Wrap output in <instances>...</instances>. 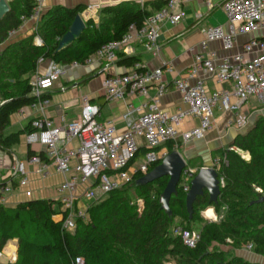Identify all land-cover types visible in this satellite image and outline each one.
<instances>
[{"label":"trees","instance_id":"1","mask_svg":"<svg viewBox=\"0 0 264 264\" xmlns=\"http://www.w3.org/2000/svg\"><path fill=\"white\" fill-rule=\"evenodd\" d=\"M166 1H126L104 7L98 24L86 21L81 36L60 51H55L59 38L84 5L56 6L41 13L30 35L9 42L0 51V149L10 154L20 135L33 130L31 121L18 131L7 132L6 128L18 109L35 101L29 80L41 60L61 65L84 63L101 44L121 38L130 24L140 27L144 18ZM8 4L10 10L0 20V43L8 39L9 30L18 29L29 17L35 2L10 0ZM36 35L42 39L41 45L34 44ZM138 61L137 55L121 53L116 63L131 66ZM162 146L169 152L175 149L172 140ZM235 148L248 153L249 158ZM144 151L139 148L136 157ZM28 153L35 154L31 149ZM39 156L44 159L42 153ZM216 167L224 181L217 202L209 201L207 192L197 196L192 217L186 210V191L180 183L169 199L170 213L162 208L160 197L167 176L142 185L135 183L136 176L124 187L101 197L103 200L89 204L88 219H77L73 231L63 229L61 222L53 219L59 212L55 210V205H60L57 200L30 199L14 207L0 204V250L9 239L16 238L14 264H74L77 257H82L84 264H263L247 261L232 251L251 244L254 253L264 256V199L253 202L264 196V115L259 114L245 132L233 138ZM139 199L143 200L141 212ZM208 207L214 208L216 221L202 216ZM178 224L188 229L200 226L195 247L184 245L173 235L172 229Z\"/></svg>","mask_w":264,"mask_h":264},{"label":"built area","instance_id":"2","mask_svg":"<svg viewBox=\"0 0 264 264\" xmlns=\"http://www.w3.org/2000/svg\"><path fill=\"white\" fill-rule=\"evenodd\" d=\"M204 1L208 8L213 6L211 0ZM34 2L28 18L37 23L41 16V0ZM185 2L167 0L162 7L147 15L140 27L130 24L121 38L101 44L84 63L72 61L70 65L97 62L104 71H108L119 54L132 55L136 44L156 53L160 48L161 26L178 23L184 14L182 5ZM221 8L226 16L228 32H224L220 25L205 29L204 39L200 42L203 52L195 55L193 63L182 75L167 82L163 79V71H172L171 63L149 69L139 62L124 73L104 74L102 86L107 100H120L126 95L143 98L138 105L130 102L126 105L123 117L127 120V127L122 132L117 130L114 120H102L99 107L90 103L88 98L83 99L78 117L63 126H55L52 119L45 115V109L50 104L45 93L63 74V65L49 60L42 73L36 71L31 76L29 84L35 101L28 107L37 110L40 116L31 120L33 130L26 133V141L30 146L34 143L41 146L46 159L32 154L28 163L36 165L43 176L50 174V166L58 173H69V177L57 187V201L61 206L59 221L63 229L73 231L77 219H88L89 204H77L79 185H86L82 196L91 204L107 193L124 187L136 176L147 173L168 153L162 145L170 140L176 142L182 122L189 118L197 119L196 124L181 132L183 141L200 139L212 128L214 109L218 105L224 110L240 111L254 95L259 105L264 107V37H252L242 45L241 51L220 58L208 49L212 40H219L225 49L231 48L239 34L264 28V0H224ZM16 32L17 29L9 30L8 38ZM34 44H42L38 35L34 36ZM207 79L217 85H231L211 90ZM169 86L180 93L184 108L169 111L162 106L161 97ZM150 88H154L152 95L149 94ZM23 109L17 112L22 114ZM134 113L136 116L131 119ZM74 139L77 144L71 145ZM138 139L143 141L145 151L142 161L137 163ZM72 160L75 162L71 166ZM194 175L195 171L186 164L179 181L184 191L189 189ZM14 180H18L20 185L27 182L24 162L17 159L5 171H0V204L4 203L3 194L11 190ZM223 184L220 177V186ZM257 190L262 192L259 188ZM172 233L188 247H195L200 238V230L179 224L173 227ZM245 247L252 248L251 244ZM2 254L0 250V256ZM15 260V257L11 258L5 264H14ZM74 264H84V259L77 257Z\"/></svg>","mask_w":264,"mask_h":264},{"label":"crops","instance_id":"3","mask_svg":"<svg viewBox=\"0 0 264 264\" xmlns=\"http://www.w3.org/2000/svg\"><path fill=\"white\" fill-rule=\"evenodd\" d=\"M9 2L10 0H6ZM133 1L136 3H144L151 0H41V13L47 12L56 6L73 8L77 5H84L83 9L78 12L84 22L92 20L94 24H98L100 10L107 6H114L121 2ZM224 0H211L213 6L208 8L204 0H186L182 5L183 17L176 24H164L160 28L159 41L160 48L156 53L147 50L143 45L136 44L133 55H137L139 63L149 69L156 67H164L166 63H171L172 71H163V79L167 82L173 77L182 75L186 69L193 63L195 55L203 52L200 42L204 39V30L208 27L220 25L224 32H228L229 27L226 22V16L221 8ZM34 20L30 18L24 19L17 32L11 38L0 43V51L11 41L18 40L30 35L36 28ZM252 37H264V28L257 29L251 33L239 34L233 46L225 49L219 40H212L208 43V49L216 53L220 58L226 55H232L241 51L242 45ZM48 59L41 60L37 67V72L42 73L48 63ZM131 66L118 65L116 62L108 71H104L97 62L91 64H80L71 66L63 65L64 72L56 82L55 86L45 94L50 99V104L45 109V115L52 119L55 126H63L68 121L76 118L80 114L83 99L88 98L89 102L99 107L100 118L114 120L115 126L119 132L127 127V120L123 117L126 111V105L130 102L138 105L143 98L139 96L126 95L123 99L109 101L103 93L102 81L104 74L124 73ZM87 78L84 82H81ZM209 89L213 90L219 87H230V83L217 85L211 79H207ZM154 93V88L149 89V94ZM161 104L169 111L185 105L182 103L180 93L169 86L167 91L161 97ZM259 114L264 115V107L260 106L256 99L250 97L249 101L237 110H224L221 105L214 109V122L212 128L200 139H190L183 141L181 132L185 131L190 125L196 124L197 119L189 118L180 125V132L174 142L175 149L179 152L185 163L191 167L195 173L203 166L216 165L223 150L229 147L233 138L245 132L249 126L253 124ZM40 116L37 110L30 107H24L23 113L15 112L11 116L10 124L7 126V132L18 131L24 129L25 126L34 118ZM136 114H132L131 119ZM140 148L143 147V141L138 139ZM77 144V140H73L71 145ZM167 152L166 146H162ZM29 149L35 154L42 153L44 159L45 152L38 147L30 146L26 141V133L20 135V139L10 148L11 153L7 154L0 149V171L3 172L14 162L15 159L23 161L25 165L27 182L20 185L18 180L11 182V190L3 194L4 205L14 207L19 202L30 199L48 198L57 200V187L69 174L58 173L50 166V174L43 176L36 165L28 163ZM237 152L245 158H249L248 153L236 149ZM142 155V154H141ZM139 157H142V156ZM41 157V156H40ZM42 158V157H41ZM74 160L71 161L72 165ZM85 188V184H81ZM77 188L79 196L77 204L82 206L85 199L81 192L80 186ZM83 193V192H82ZM86 200V199H85ZM55 210L59 211L53 215L54 220L60 219L61 206ZM202 216L209 221H216L217 215L213 207H208L201 212ZM193 229L199 230V225H194ZM223 250H228L229 246H221ZM0 256V264L7 263L11 258H17V239H9L2 249ZM232 253L250 262L264 264V256L254 253L245 246L242 249L233 250ZM174 264V263H166Z\"/></svg>","mask_w":264,"mask_h":264},{"label":"water","instance_id":"4","mask_svg":"<svg viewBox=\"0 0 264 264\" xmlns=\"http://www.w3.org/2000/svg\"><path fill=\"white\" fill-rule=\"evenodd\" d=\"M9 10L10 7L8 2L6 0H0V20L6 15V13L9 12ZM85 27L86 25L84 20L80 14L77 13L70 23L67 31L59 38L55 51H60L69 47L81 36ZM185 167V161L180 156L179 152L176 149H173L172 151L168 152L160 161V163H158L154 168L138 177L135 180V183L142 185L157 180L163 176H167L168 180L164 191L161 194L160 202L162 208L170 213L169 199L171 195L176 192V186L180 181L181 173ZM204 192L208 193L209 201L214 203L217 202V198L220 193V177L218 175L217 169L213 166H203L199 168L193 178L190 180V186L185 195L186 210L189 214V217H192L193 203L195 199L197 196L203 195ZM263 199L264 196H261L259 199H256L253 202H259ZM137 204L138 210L141 212L143 209V200H139Z\"/></svg>","mask_w":264,"mask_h":264},{"label":"rangeland","instance_id":"5","mask_svg":"<svg viewBox=\"0 0 264 264\" xmlns=\"http://www.w3.org/2000/svg\"><path fill=\"white\" fill-rule=\"evenodd\" d=\"M251 97L254 98V99H256L254 95H252ZM262 115H263V114H262ZM32 146H33V147H38V144H37V143H34ZM240 153H241V152H240ZM72 161H73V160H72ZM141 161H142V157L137 158V163H138V162H141ZM71 166H72V163H71ZM68 174H69V173H68ZM84 189H85L84 186L81 185V186H80V189H79V193L81 192V194H82V192L84 191ZM103 199H104V198H99L98 201H99V200H103ZM139 200H141V199H139ZM139 200H138V201H139ZM83 201H84L83 205L90 204V202L87 201V200H85V199H83ZM138 201H137V203H138ZM55 207H56V209L59 208V206H58L57 204L55 205Z\"/></svg>","mask_w":264,"mask_h":264}]
</instances>
